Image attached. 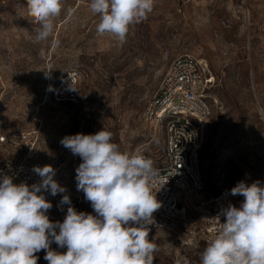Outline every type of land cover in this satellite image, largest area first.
Here are the masks:
<instances>
[{
  "label": "rangeland",
  "instance_id": "374dc122",
  "mask_svg": "<svg viewBox=\"0 0 264 264\" xmlns=\"http://www.w3.org/2000/svg\"><path fill=\"white\" fill-rule=\"evenodd\" d=\"M61 3L53 33L37 42L40 24L26 0H0V123L10 138L0 154L21 156L29 141L39 160L54 158L76 176L81 158L61 140L104 129L121 152L158 161L164 132L144 110L171 62L190 54L207 60L220 101L201 148L205 184L197 198L243 201L231 195L238 182L264 183V0H154L123 41L97 32L90 0ZM69 77L74 97L66 99L59 88ZM83 210L95 214L85 196ZM149 239L159 264H199L206 247H181L153 228ZM45 254H35L37 264H48Z\"/></svg>",
  "mask_w": 264,
  "mask_h": 264
},
{
  "label": "clouds",
  "instance_id": "9594fccd",
  "mask_svg": "<svg viewBox=\"0 0 264 264\" xmlns=\"http://www.w3.org/2000/svg\"><path fill=\"white\" fill-rule=\"evenodd\" d=\"M28 15L40 24L37 42L53 33V19L61 13V0H26ZM154 0H90L89 8L100 17L99 34L123 41L133 24L147 18ZM113 134L65 136L61 144L81 158L76 187L90 202L92 213L77 211L67 194L62 222L49 219L52 196L66 189L55 179L50 165L34 167L40 177L34 184L14 183L0 177V264H37L35 255L45 251L48 264H153L158 245L149 239L153 213L161 203L151 180L158 175L153 161L140 154L121 152ZM231 195L244 199L239 207L229 203L219 230L200 254L199 264H264V183L240 181ZM55 243L59 249H52ZM184 264H189L185 259Z\"/></svg>",
  "mask_w": 264,
  "mask_h": 264
},
{
  "label": "built area",
  "instance_id": "2783aa9c",
  "mask_svg": "<svg viewBox=\"0 0 264 264\" xmlns=\"http://www.w3.org/2000/svg\"><path fill=\"white\" fill-rule=\"evenodd\" d=\"M63 83L59 88L62 98L74 97V84ZM73 82V81H72ZM216 77L205 58L186 54L174 59L159 90L148 101L144 119L164 132L165 148L161 158L153 161L158 175L151 180L161 207L153 213L155 224L149 228L166 233L171 241L181 247L207 246L214 238L224 217L217 214L229 203L239 207L242 201L218 196L207 200L197 198L204 188L201 148L213 109L220 103L213 95ZM10 138L0 123V145H7ZM34 144L25 141L21 156L0 154V177H12L14 183H38L40 177L34 167L50 165L54 179L66 189L63 194L52 196L43 193L52 203L49 219L62 222L68 205H60L62 195L70 197L72 206L83 211L84 196L78 191L74 173L54 158L39 160ZM196 203L192 204V197ZM194 209V217L192 215ZM153 264H159L155 255Z\"/></svg>",
  "mask_w": 264,
  "mask_h": 264
}]
</instances>
